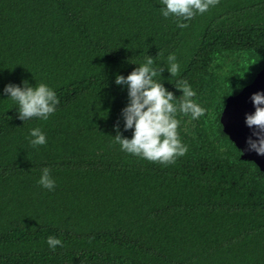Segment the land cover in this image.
Wrapping results in <instances>:
<instances>
[{"label":"trees","instance_id":"obj_1","mask_svg":"<svg viewBox=\"0 0 264 264\" xmlns=\"http://www.w3.org/2000/svg\"><path fill=\"white\" fill-rule=\"evenodd\" d=\"M161 0H0V90L44 83L47 120L17 118L0 95V264H264V172L225 133L230 97L264 67V0H218L177 27ZM175 54L196 91L179 117L187 152L171 164L121 151L113 124L128 75ZM39 127L47 143L33 147ZM131 135L130 132L124 133ZM48 167L52 191L38 183ZM48 236L62 241L55 251Z\"/></svg>","mask_w":264,"mask_h":264},{"label":"clouds","instance_id":"obj_2","mask_svg":"<svg viewBox=\"0 0 264 264\" xmlns=\"http://www.w3.org/2000/svg\"><path fill=\"white\" fill-rule=\"evenodd\" d=\"M217 2L161 0L159 11L164 18H176L177 27L184 29L188 27L187 21L204 14ZM132 64L138 66L128 75L117 73L114 77V84L126 90L127 100L113 124L115 136L112 137L121 151L148 161L171 164L188 150L179 136V117L197 120L204 115L205 109L193 99L196 91L186 81H178L175 85L181 93L179 96L165 87L163 73L168 72L169 82L179 71L175 54L170 53L162 65L156 64L150 55H146L142 63ZM0 95L16 103L17 118L23 122L34 117L47 120L60 103L56 92L48 85L40 83L32 86L27 80H22L19 85H4ZM249 99L254 111L245 114L244 123L251 130L245 140L246 150L264 156V91L252 93ZM128 132L131 133L130 137L124 135ZM29 137L28 143L33 147L47 143L46 135L39 127L30 129ZM37 183L49 191L54 189L55 180L48 167L41 169ZM46 244L55 251L57 246H62V241L55 236H48Z\"/></svg>","mask_w":264,"mask_h":264},{"label":"water","instance_id":"obj_3","mask_svg":"<svg viewBox=\"0 0 264 264\" xmlns=\"http://www.w3.org/2000/svg\"><path fill=\"white\" fill-rule=\"evenodd\" d=\"M257 91H264V67L240 92L230 97L223 108L220 121L229 138L241 148L249 160L256 163L264 172V156L247 151L245 144L246 138L251 134V130L244 123L245 114L254 111L249 98Z\"/></svg>","mask_w":264,"mask_h":264}]
</instances>
